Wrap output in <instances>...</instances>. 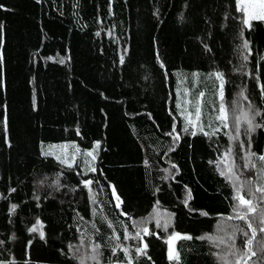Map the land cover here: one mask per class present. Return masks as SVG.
<instances>
[{"label": "trees", "instance_id": "trees-1", "mask_svg": "<svg viewBox=\"0 0 264 264\" xmlns=\"http://www.w3.org/2000/svg\"><path fill=\"white\" fill-rule=\"evenodd\" d=\"M241 19L235 0H0V262L235 264L236 188L264 213V21Z\"/></svg>", "mask_w": 264, "mask_h": 264}, {"label": "snow or ice", "instance_id": "snow-or-ice-1", "mask_svg": "<svg viewBox=\"0 0 264 264\" xmlns=\"http://www.w3.org/2000/svg\"><path fill=\"white\" fill-rule=\"evenodd\" d=\"M236 3V11L242 14V19H241V23L246 27V28H251L252 27V23L251 21L253 20H260V21H264V0H235ZM242 34V33H241ZM244 48H248V42L245 41L244 42ZM245 59H247V57H245ZM0 61H2V56H0ZM217 76V78L219 79H223L222 74L221 73H216L215 74ZM204 93L201 92L199 93V96H203ZM220 112L221 115L219 117H217L218 119H221L222 121L225 119L224 113H225V109L224 106L221 105L220 107ZM195 113H196V118H199L200 115V108L199 106H197L195 108ZM247 123L249 125V130H254V126L252 124V120L247 118V115L245 114ZM185 131H187V128L184 129ZM173 131H175V127L173 128ZM168 135H172V133H168ZM193 135H195V133H193ZM178 138L174 137V139ZM97 147L99 146V142H96ZM231 150H229V154H230ZM85 155L87 156H91L93 159H95V156L93 155V153L91 151L86 152ZM254 155V154H253ZM73 160H75V156H73ZM259 160L260 161H264V155L259 156ZM62 163H65V161H61ZM145 164H147V161H145ZM248 165H245V167H247ZM68 167H72L71 163H68ZM173 167H175V165H173ZM253 167H255V165H253ZM92 171H95L94 168L91 169ZM222 175L224 173H221ZM230 178V177H229ZM83 184L85 186L91 185L92 181L91 180H84ZM233 187H236L235 185H233ZM11 191H15V189H12ZM113 191H115L113 189ZM256 191L262 193V197L261 199H264V187H259L256 189ZM189 198H190V192H189ZM37 199H39L37 197ZM117 200H119V197H116ZM234 200L238 201V204L234 205L233 210L234 212H236V219H239L241 221H244L247 224V228L251 230V237L244 240L243 242V248L246 249V251L239 249L236 247L235 242L233 240V243L229 244V249H230V254L233 256H238L239 258L235 261V264H241V262L243 261V264H247V261L250 260L252 257H255L258 255L257 251L253 250L252 245H253V241L255 240L256 237V232L257 230L261 233H264V213H262L258 219H257V223L259 224V228L257 229L256 227L253 226V221L252 218L250 216V214H254L256 212V207L254 206L253 200L252 199H246L244 195L241 194V191L239 188H236V195L233 197ZM187 201H185L186 203ZM117 207H119V204L116 205ZM17 206L16 205H12V210H14ZM125 215H127L126 213H124ZM204 215H207V213H203ZM234 217L229 216L227 217V219L231 220ZM40 221L37 220V224H39ZM157 227H161L159 221H157ZM165 230H167V228L169 227V225L167 223H165L162 226ZM236 230L240 231L241 233H243V235L245 237H249V233L247 231H245L243 228H240L239 225L235 226ZM36 226L34 225L32 228L29 229L30 232H34L36 231ZM141 231L143 232L144 235H150V234H155V233H150L148 228H142L140 231L136 232V237L140 238L141 237ZM235 237V231H233L232 233V237H230V239ZM39 238L41 240L45 239V233L44 232H40L39 233ZM125 239L128 238L127 235H125L124 237ZM209 239H212V237H208ZM117 239H119V237H117ZM172 239H192L191 236L189 235H181L180 233H171L169 236V240ZM198 239H205L204 236L202 237H198ZM99 245L95 246V249H98ZM146 249H147V244H144V246L141 247H137L135 249L136 254L137 255H145L146 254ZM259 251L262 254V258H264V241L260 242V247H259ZM125 254L127 255V251L125 250ZM113 255H115V250L113 249ZM95 259V257H93ZM170 260L171 259H178V254L173 255L172 252V248L171 245L169 246V257ZM150 259V258H149ZM0 264H3V262H0ZM128 264H131V260H129Z\"/></svg>", "mask_w": 264, "mask_h": 264}, {"label": "rangeland", "instance_id": "rangeland-1", "mask_svg": "<svg viewBox=\"0 0 264 264\" xmlns=\"http://www.w3.org/2000/svg\"><path fill=\"white\" fill-rule=\"evenodd\" d=\"M254 21V20H253ZM253 21H251V23L253 22ZM224 116H226L227 117V113H226V111H225V113H224ZM236 121V120H235ZM238 121H240V118L239 119H237V122ZM60 152H62L61 154H64L65 156H66V152H64V151H60ZM54 154V156L56 157V158H59V155L58 154H56V153H53ZM67 161H72V160H67ZM66 163V162H65ZM67 164V163H66ZM88 188H90L91 187V185H88L87 186ZM241 186H239V188H240ZM242 187H245V185L243 184L242 185ZM241 190V194L242 195H244L245 196V198L246 199H252L253 200V195H254V189H253V187H250V189H247V190H243L242 188L240 189ZM244 191H245V193H244ZM254 201V200H253ZM254 206H255V204H254ZM250 216H251V218L253 219V223L255 222L254 221V214H250ZM225 222L222 220V222H220V225H219V228L220 229H222V227L224 228V224ZM253 226H254V224H253ZM219 229V230H220ZM218 238H221L220 236L218 237ZM3 264H7V263H5V262H3ZM115 264H128V263H115ZM132 264V263H131Z\"/></svg>", "mask_w": 264, "mask_h": 264}, {"label": "water", "instance_id": "water-1", "mask_svg": "<svg viewBox=\"0 0 264 264\" xmlns=\"http://www.w3.org/2000/svg\"><path fill=\"white\" fill-rule=\"evenodd\" d=\"M145 242L143 241V246H144Z\"/></svg>", "mask_w": 264, "mask_h": 264}]
</instances>
